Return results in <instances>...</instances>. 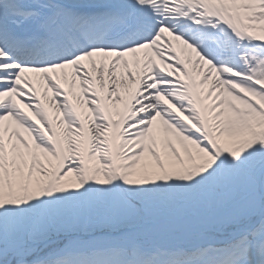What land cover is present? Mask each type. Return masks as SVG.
<instances>
[{
	"label": "snow or ice",
	"instance_id": "1",
	"mask_svg": "<svg viewBox=\"0 0 264 264\" xmlns=\"http://www.w3.org/2000/svg\"><path fill=\"white\" fill-rule=\"evenodd\" d=\"M0 264H264V0H0Z\"/></svg>",
	"mask_w": 264,
	"mask_h": 264
}]
</instances>
